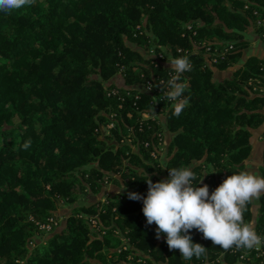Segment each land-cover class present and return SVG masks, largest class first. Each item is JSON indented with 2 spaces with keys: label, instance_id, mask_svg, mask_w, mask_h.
<instances>
[{
  "label": "trees",
  "instance_id": "obj_1",
  "mask_svg": "<svg viewBox=\"0 0 264 264\" xmlns=\"http://www.w3.org/2000/svg\"><path fill=\"white\" fill-rule=\"evenodd\" d=\"M255 11L264 18V0H36L0 13V264L251 263L240 260L245 250L225 253L197 230L190 235L206 257L183 260L147 225L142 200L128 194L76 203L110 182L147 196L145 174L161 181L162 115L174 134L167 168H190L193 185H207L210 195L246 171L253 131L264 126V59L249 57L223 81L214 80V70L234 67L250 26L264 34ZM230 45L208 63V48ZM152 49L193 65L182 77L190 106L178 118L170 102L154 105L170 67L152 64ZM118 74L126 88L110 83ZM149 84L151 93L133 88ZM109 123L114 128L104 134ZM62 205L75 206L64 227L42 231ZM253 220L250 204L244 221ZM254 226L264 236V195ZM39 234L48 238L38 243Z\"/></svg>",
  "mask_w": 264,
  "mask_h": 264
},
{
  "label": "clouds",
  "instance_id": "obj_2",
  "mask_svg": "<svg viewBox=\"0 0 264 264\" xmlns=\"http://www.w3.org/2000/svg\"><path fill=\"white\" fill-rule=\"evenodd\" d=\"M35 3L36 0H0V13L11 14ZM167 62L169 78L156 85L162 96L153 98V101L154 105L160 101L170 102L172 116L178 118L190 106L191 97L185 95L188 85L182 82V77L192 70L193 65L187 56L169 57ZM152 114H156L154 109ZM30 145L29 140L22 147L26 150ZM162 169L168 170V179L153 183L145 174L147 196L142 198L131 192L128 198L133 201L142 199L147 225H156V238L166 237L170 251L178 250L185 261L206 257L207 249L193 243L192 230L202 233L203 239L210 240L214 247L218 246L225 253L233 249L251 251L264 246V236L257 234L251 223L244 221L248 206L264 195V176L252 171L231 174L210 195L207 185H193L196 177L190 168L169 169L165 166Z\"/></svg>",
  "mask_w": 264,
  "mask_h": 264
},
{
  "label": "crops",
  "instance_id": "obj_3",
  "mask_svg": "<svg viewBox=\"0 0 264 264\" xmlns=\"http://www.w3.org/2000/svg\"><path fill=\"white\" fill-rule=\"evenodd\" d=\"M244 39L245 41H248L249 44L246 48L242 50L240 57L238 58V61L236 62L234 67L228 70H225V71L214 70V80L215 81H223L227 78H230L233 75L234 71L237 68L241 67L249 57L256 56L261 59H264V39L258 34L254 26H250V28L246 32H244ZM169 57L173 58L168 53V58ZM164 65L167 67H170L167 60L164 62ZM110 83H114L116 86L120 88H123V87L126 88L124 84V79L119 74L116 75L110 81ZM133 88L141 92H147L146 87L143 85H136ZM263 114H264V109H263ZM159 118H160L162 127L164 129L163 132L165 134V143L163 147L166 153L164 152V149H163L161 158H160L161 163H162V161L164 162V160L167 157V147L172 141L174 134L170 133L167 130L166 117L162 115V116H159ZM102 127H103L102 129L103 133L104 134L108 133L106 126L102 125ZM263 129H264V126L253 131V135L251 138V145H252L251 154H250V157L245 162L246 171H252L260 176H262L261 167L264 161V141L261 139ZM165 161H166L165 163H162L163 167L166 166L168 159H166ZM159 176H160L161 181L168 179V175L166 174V169L161 168ZM131 192H134L140 195L138 191L131 190L127 188L126 186H124L122 183H119V182L118 183H114V182L106 183L99 192L88 191L85 195H82L81 199L76 203V206H85L87 201L90 202L88 205H91L99 200L103 201L105 200V198H108V197L109 198L118 197L120 195L129 194ZM65 206L75 207V206H68V205H65ZM252 213L254 217L252 226L255 227L254 226L255 222L257 218L259 217V213H260V199L252 203ZM247 264H254V263H247Z\"/></svg>",
  "mask_w": 264,
  "mask_h": 264
},
{
  "label": "built area",
  "instance_id": "obj_4",
  "mask_svg": "<svg viewBox=\"0 0 264 264\" xmlns=\"http://www.w3.org/2000/svg\"><path fill=\"white\" fill-rule=\"evenodd\" d=\"M254 15L257 17L256 20V28L257 29H264V18H262L257 11H255ZM188 28H191V26H188ZM261 37L264 39V34L261 35ZM231 50H233V46L230 45L229 47H226V49H219V48H208L207 49V53H206V57H207V61L209 64H215L218 62V57H223L226 53L230 52ZM149 57L153 60L152 64H154L155 66L158 65H162L164 64V62L166 61V54L164 51H160L157 52L156 49H152L150 51V53L148 54ZM166 81V79H161ZM146 90L147 93H151L152 92V85H148L146 86ZM146 117H150L149 114L146 115ZM107 130L109 131L110 129L114 128V123H109L108 125H106ZM101 129H103V127L101 126ZM261 139L264 140V132L261 136ZM149 144H147L146 146H148ZM158 151L163 150V146L162 143L159 144V147L157 148ZM153 157H157V152L154 151L152 153ZM59 222L57 220V218L55 217H51L48 218V220L42 224H40V229L46 233H50L54 230V228L58 227ZM91 225L98 230L99 232H101V228L99 225V221L97 219L92 220ZM102 234H104V232H102ZM260 260L261 259V264H264V249L261 246L259 249H253L251 251H243V253L240 256V260L243 261H247V262H252L253 260Z\"/></svg>",
  "mask_w": 264,
  "mask_h": 264
},
{
  "label": "rangeland",
  "instance_id": "obj_5",
  "mask_svg": "<svg viewBox=\"0 0 264 264\" xmlns=\"http://www.w3.org/2000/svg\"><path fill=\"white\" fill-rule=\"evenodd\" d=\"M141 51H142V53H144V50H141ZM15 123H17V120H15ZM163 149H164V147H163ZM164 152L166 153L165 149H164ZM163 156H164V155H163ZM166 159H168V156L166 157ZM166 159H165V160H166ZM165 160H164V162L162 161V163H165V162H166ZM162 163H161V165H162V168H163V164H162ZM110 183H111V182H110ZM112 183H113V182H112ZM106 199H107V198H105V200H106ZM103 201H104V200H103ZM89 203H90V202L87 201L86 205H88ZM71 212H72V209H71L70 207H67V206H65V205L60 206L59 210L57 211V220H58V222H59V224H60V228H59L57 231H59L60 229H62V228L64 227L66 217H67V215H69ZM46 238H48V236H46V235H41V234L35 236V240H36L38 243L43 242ZM31 247H32V246H31ZM251 263L257 264V263H256V260H253Z\"/></svg>",
  "mask_w": 264,
  "mask_h": 264
}]
</instances>
